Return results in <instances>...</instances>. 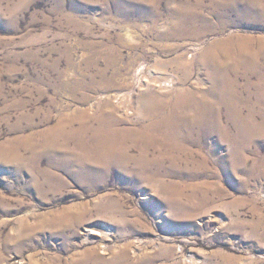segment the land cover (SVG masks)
Wrapping results in <instances>:
<instances>
[{
	"label": "rangeland",
	"instance_id": "obj_1",
	"mask_svg": "<svg viewBox=\"0 0 264 264\" xmlns=\"http://www.w3.org/2000/svg\"><path fill=\"white\" fill-rule=\"evenodd\" d=\"M152 1L155 5L146 6L143 0H0V145L9 148L27 134L41 142L38 133L60 116L73 118L81 109L94 115L107 107L106 100L119 128L140 126L139 113H124L131 111L127 99L141 93V78L152 65L162 81L174 79L165 89L173 93L180 76L175 61L182 52L192 67L187 83L198 80L206 87L196 59L208 44L231 36L264 41V0L261 14L243 20L234 10L213 6V0ZM196 3L212 28L198 37L165 39L178 19L175 10L186 6L193 11ZM140 7L148 17L154 10L159 17L154 23L139 18ZM124 82L127 88L120 87ZM216 111L224 138L213 131L173 142L183 151L175 164L179 172L172 175L150 168L136 180L109 168L89 180L75 177L72 166L52 168L56 183L38 191L31 166L2 159L0 264H107L123 250L134 258L156 256L141 264H264V126L256 137L242 136L225 106ZM82 140L90 148V132ZM75 142L71 136L69 148ZM160 149L155 144L148 155L158 157ZM128 150L141 156L137 145ZM20 153L26 162L29 151ZM62 156L53 155V161ZM46 161L37 157L42 168ZM57 220L64 226L56 229L52 223ZM89 228L101 235L87 234Z\"/></svg>",
	"mask_w": 264,
	"mask_h": 264
},
{
	"label": "bare ground",
	"instance_id": "obj_2",
	"mask_svg": "<svg viewBox=\"0 0 264 264\" xmlns=\"http://www.w3.org/2000/svg\"><path fill=\"white\" fill-rule=\"evenodd\" d=\"M143 1L146 6L155 5L152 0ZM249 1L254 2H252L253 6L248 5ZM262 4L263 1L261 2V0H224L222 4L212 1V5L215 7L234 10L237 18L241 20L254 18L261 14L263 11ZM198 5L199 3L194 5L193 11H190L189 8L186 10V6L176 9L174 14L178 19L163 37L165 39L170 37H198L209 31L212 25L209 24L206 17L199 13L197 10ZM137 15L141 19L148 18L151 23H154L159 17L156 10L152 11L151 17H148L149 13H146L142 7L137 10ZM183 55L184 53L181 52L175 61V68L180 73L177 78L179 86L175 92L169 91L168 93L165 91V89H168L166 88L167 84H174V79H169L172 84H169L168 81H162L163 79L158 76L160 74L157 75L158 72L152 69L153 67L156 69V67L152 65L149 70L146 68L148 73L141 78L143 79L140 84L141 93L136 94L131 100L127 99L132 108H130L131 111L125 110L124 114L129 117L132 114L139 113L141 116L138 118L140 126L119 128L120 121L114 119L112 109L108 107L110 102L106 100L104 105L107 107H101L94 115H88L85 110L81 109L78 114H75V117L72 116L73 118L65 115L60 116L55 125L44 132L40 131L38 133L42 138L41 142H34V135L27 134L24 137H19L17 141L14 140L9 148L0 145V161L9 158L16 160L20 166L26 164L31 166L33 168L31 172L33 188L39 191L49 189L56 183L54 181L58 176L52 171V168L69 170V167L72 166L73 169L70 171L75 177L81 179L83 175V179L89 180L93 179L96 171L99 172L102 169L109 168H115L127 175L131 174L136 180L142 179L143 172L150 171V168H152L154 174L172 175L175 171L179 172V168L175 164L183 150L181 147L175 148L174 145L178 143L173 142L193 139L196 136L203 138L213 131L218 132L224 138L223 131L225 127L221 126V113L216 111L217 107H226V114L237 134L242 136L255 134V137L258 136L261 132L260 126H264V41L249 42L231 36L208 44L196 59L197 64L204 70L208 83L206 87L198 80L187 83L190 80L192 67L190 62L183 58ZM104 67L100 69L101 75L105 73ZM143 69L141 68L139 71L142 72ZM128 86L129 84L124 82L120 87L127 88ZM243 95L247 96L242 97ZM234 97L237 98L236 102L232 99ZM117 101L127 109L126 100L124 101L122 96H119ZM243 109L249 111L242 112ZM27 119H33V117H27ZM46 119L48 117L44 120ZM89 120L94 122L90 123ZM74 124H77V126ZM14 129H19V127L16 125ZM88 132H90L92 139L90 148L82 140V137ZM71 136L76 141L72 146L74 147L73 151L70 149L72 147L69 148L68 146ZM130 144L139 147L140 157L129 153ZM155 144H159L162 151L158 157H150L148 154ZM23 148H26L30 153L28 159L25 160L26 162H23L24 159H22L20 153ZM75 149L80 152H75ZM236 153L239 152L236 151L235 155ZM55 154L63 155L60 162L55 163L53 161V155ZM38 156L47 158L46 167L39 166ZM162 186L166 187L165 185ZM167 187L171 186L168 185ZM65 210L67 209L65 208ZM63 214L65 213L63 212ZM64 216L66 217V214ZM69 216L71 217V215ZM52 221L54 220L52 219ZM61 223V220H57L52 224L58 229L64 226ZM51 230L53 233L61 234L63 239H68V235H65L62 231ZM87 234L101 235L95 228L87 229ZM155 257L134 258L129 252L123 250L107 264H141L153 258L155 259Z\"/></svg>",
	"mask_w": 264,
	"mask_h": 264
}]
</instances>
